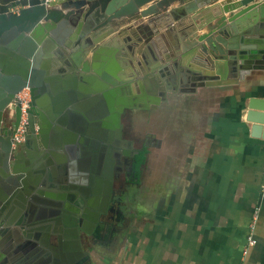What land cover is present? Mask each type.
Masks as SVG:
<instances>
[{
  "label": "water",
  "instance_id": "water-1",
  "mask_svg": "<svg viewBox=\"0 0 264 264\" xmlns=\"http://www.w3.org/2000/svg\"><path fill=\"white\" fill-rule=\"evenodd\" d=\"M259 70L264 0H0V143L5 109L23 89L31 93L24 146L12 156L11 139L0 144V264L24 256L75 264L83 255L63 227L87 217L85 202L96 207L95 182L96 194L111 185L103 178L111 177L112 133L125 110L233 86ZM246 111L264 138V98ZM20 116L18 105L16 127Z\"/></svg>",
  "mask_w": 264,
  "mask_h": 264
},
{
  "label": "crops",
  "instance_id": "crops-1",
  "mask_svg": "<svg viewBox=\"0 0 264 264\" xmlns=\"http://www.w3.org/2000/svg\"><path fill=\"white\" fill-rule=\"evenodd\" d=\"M137 58L144 64L140 54ZM59 93L65 95L62 89ZM187 97L190 103L183 107ZM254 97L264 98V70L233 86L170 93L167 102L158 104L175 98L190 131L176 136L161 130V144L153 156L150 151L144 176L147 204L129 221L121 249L92 252L91 264H264V138L246 121L247 104ZM47 108L42 107L43 114L50 112ZM42 164L47 167L46 158ZM256 209L255 245L245 255ZM83 255L79 251L75 264H83ZM21 260L36 263L25 256Z\"/></svg>",
  "mask_w": 264,
  "mask_h": 264
},
{
  "label": "flooded vegetation",
  "instance_id": "flooded-vegetation-1",
  "mask_svg": "<svg viewBox=\"0 0 264 264\" xmlns=\"http://www.w3.org/2000/svg\"><path fill=\"white\" fill-rule=\"evenodd\" d=\"M148 59L150 60V57ZM174 100L175 98H172L169 104L152 105L148 110L127 109L121 116L122 127L113 131V138L110 143L112 148V166L108 172H110L111 177L103 178V181H108L111 185L106 190L105 183L99 184L96 190L98 194H96L94 189L98 182H95L94 189H92L90 194L92 198L98 199L96 207L92 211L88 208L87 202H85L80 212L85 215L87 213V217L80 222L81 217L79 219L77 215L78 220L76 219L74 222L71 220L69 226L63 227V231L68 237L76 236L77 238L78 236L75 241L80 244L81 252L84 254L81 260L83 264H91L90 255L92 252H113L116 249H121L123 243L120 240L127 233L129 221L137 214V209L140 206L147 204L145 197H143L144 176L147 171L150 151L161 144L158 139L161 130L165 131L167 128L170 132L175 133L176 136L178 132H180V135L189 133L187 118L185 115L180 114L184 108H181L182 110L178 108L177 111ZM185 100L186 103L184 101L183 107L190 103L188 97ZM170 116L172 117L170 118ZM179 116H182V119H179ZM174 118L182 123L178 122L177 124V122L173 121ZM21 120L22 109L20 120L16 127L17 104L5 109L1 121V135L4 136L1 143L5 144L11 139L12 156L19 154L29 133L27 130L25 141L22 145H14L13 139ZM144 149L148 150V153L146 161L141 167V172L138 174L134 167V161ZM60 192L65 191L62 190ZM79 197L84 196L79 194ZM87 209L92 211L93 214L91 212L88 213Z\"/></svg>",
  "mask_w": 264,
  "mask_h": 264
},
{
  "label": "built area",
  "instance_id": "built-area-1",
  "mask_svg": "<svg viewBox=\"0 0 264 264\" xmlns=\"http://www.w3.org/2000/svg\"><path fill=\"white\" fill-rule=\"evenodd\" d=\"M47 5H57L62 2H65L67 0H43ZM14 12L18 11L19 8L13 9ZM31 103V93L28 88L23 89L15 98L14 102L10 104H17L22 109V120L20 122L19 127L17 128L16 134L14 136L13 142L15 146L22 145L25 141V134L27 132V126H28V109L29 105ZM9 106V107H10ZM260 195L261 199H264V171H263V181L260 188ZM258 218V210L256 209L253 215V222L250 226V235L248 236V245L247 248L244 251V254L247 255L249 252V249L255 245V240L252 237L253 234V228L256 223V220Z\"/></svg>",
  "mask_w": 264,
  "mask_h": 264
},
{
  "label": "trees",
  "instance_id": "trees-1",
  "mask_svg": "<svg viewBox=\"0 0 264 264\" xmlns=\"http://www.w3.org/2000/svg\"><path fill=\"white\" fill-rule=\"evenodd\" d=\"M147 153H148V150L144 149L143 151H141V153L136 157V159L134 161V164H135L134 167H135L136 171H138V174H140L141 167L146 161Z\"/></svg>",
  "mask_w": 264,
  "mask_h": 264
},
{
  "label": "rangeland",
  "instance_id": "rangeland-1",
  "mask_svg": "<svg viewBox=\"0 0 264 264\" xmlns=\"http://www.w3.org/2000/svg\"><path fill=\"white\" fill-rule=\"evenodd\" d=\"M154 152H155V151L152 149V154H151L152 156H153ZM150 158H151V157H150ZM149 171H150V169L148 170V172H149ZM148 172H147V173H148Z\"/></svg>",
  "mask_w": 264,
  "mask_h": 264
}]
</instances>
